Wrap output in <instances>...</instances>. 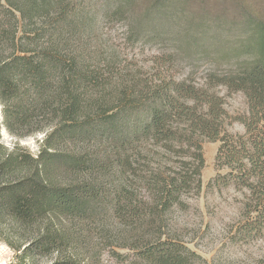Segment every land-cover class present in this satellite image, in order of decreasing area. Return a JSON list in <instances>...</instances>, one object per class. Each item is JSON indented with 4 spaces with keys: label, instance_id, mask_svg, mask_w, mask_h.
<instances>
[{
    "label": "trees",
    "instance_id": "1",
    "mask_svg": "<svg viewBox=\"0 0 264 264\" xmlns=\"http://www.w3.org/2000/svg\"><path fill=\"white\" fill-rule=\"evenodd\" d=\"M231 2L249 20L245 0ZM95 7L0 0L5 126L19 139L45 134L36 155L0 144V224L19 237L15 249L25 246L19 264H264V256L209 262L169 224L184 197L202 190L204 141L220 142L209 187L234 185L244 196L230 243L264 235V21L252 16L260 42L249 61L215 66L196 84L121 68L102 50ZM136 24L140 35L166 31L150 11ZM222 88L246 100L234 118L243 134L226 130Z\"/></svg>",
    "mask_w": 264,
    "mask_h": 264
},
{
    "label": "rangeland",
    "instance_id": "2",
    "mask_svg": "<svg viewBox=\"0 0 264 264\" xmlns=\"http://www.w3.org/2000/svg\"><path fill=\"white\" fill-rule=\"evenodd\" d=\"M92 1L100 16L99 40L104 54L116 55L121 68L127 66L149 78L161 75L174 80L188 78L200 84L215 66L227 69L249 61L250 51L258 52L260 36L254 31L251 21L252 16L264 21V0H245L247 16L250 14L246 22L238 19L239 11L231 0ZM120 4L125 5L126 15L113 17ZM148 11L163 19L166 31L162 36L135 32L136 23ZM146 26L150 27V24ZM220 91L232 118L228 122L233 123L227 126V132L243 134L244 127L234 118L247 111L244 96L229 93L223 88ZM2 112L0 103V144L9 151L18 147L24 153L36 155L45 134L21 139L15 137L6 128ZM132 125L130 122L128 127L132 128ZM202 146L206 161L202 190L187 194L184 207L175 208L169 215L172 234L178 235L189 248L209 262L216 255L237 258L238 263L242 257L264 256V235L251 245L230 243L242 221L244 196L234 185L209 187L218 173L215 159L220 142L204 141ZM226 172L224 170L222 174ZM19 245V237L7 224H0V264H19L18 256L25 248L18 251L15 248ZM49 261L46 257L37 258L34 264H49Z\"/></svg>",
    "mask_w": 264,
    "mask_h": 264
}]
</instances>
